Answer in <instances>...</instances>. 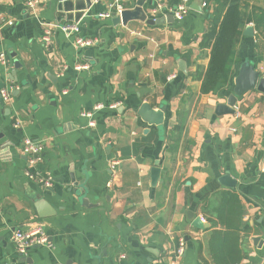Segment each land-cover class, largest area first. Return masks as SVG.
Listing matches in <instances>:
<instances>
[{
	"label": "crops",
	"instance_id": "obj_1",
	"mask_svg": "<svg viewBox=\"0 0 264 264\" xmlns=\"http://www.w3.org/2000/svg\"><path fill=\"white\" fill-rule=\"evenodd\" d=\"M110 1L92 0L80 16L62 0L34 9L0 0V14L13 21L0 30V89L10 92L7 102L0 98V264H150L172 259L180 237L185 253L177 264H264V92L249 90L234 112L216 113L241 63L264 75V0L244 1L250 20L235 45L234 73L206 94L200 85L210 48L203 39L214 0H188L180 20L160 12L159 24L125 25L98 16ZM136 1L124 0L125 9ZM180 1L143 0L142 8L152 19L156 3ZM64 22H78L80 35L95 43L78 47L49 25ZM142 103L153 112L164 106L161 126L141 118ZM97 104L89 127L80 112ZM180 117L172 153L167 136ZM25 138L42 143L35 168L50 174L49 185L25 175ZM225 173L233 187L220 181ZM196 217L202 228L192 224ZM38 226L46 243L17 255L14 230Z\"/></svg>",
	"mask_w": 264,
	"mask_h": 264
},
{
	"label": "built area",
	"instance_id": "obj_2",
	"mask_svg": "<svg viewBox=\"0 0 264 264\" xmlns=\"http://www.w3.org/2000/svg\"><path fill=\"white\" fill-rule=\"evenodd\" d=\"M46 2V0H24V3L27 8L34 9L37 5ZM188 0H181L179 4L175 7H169L164 5L161 2L156 3L151 9L150 14L153 17L152 20H156L158 17V13H162L165 15V13H171L176 20L182 19L189 11L190 7L188 5ZM202 6H206V2H202ZM125 9L124 7V0H111L109 2V9L103 12H99V17H109L113 13L115 15H120L121 12ZM13 21L2 17L0 14V30L5 25H12ZM49 25L55 26L57 29H59L63 34L67 36H73L74 37V44L78 47H88L95 43L96 40L92 38L83 37L80 35V26L78 22H64V23H51ZM51 38V29L50 26H45L43 29L42 34V41L44 45L47 47L50 43ZM4 61L3 54H0V62ZM88 66L86 64H76L75 69L76 70H82L86 69ZM9 89L6 87H3L0 89V98L3 102H7L9 100ZM101 104H97L93 107L92 110H83L80 112V115L83 117H86L88 119L87 125L89 127H92L95 125L94 119H93V113L95 110L101 108ZM43 145L39 141H34L29 138H25L23 140L21 151L27 158V168L25 170V175L28 178H36L38 182L43 184L44 186L50 184V174L44 171H40L35 168L37 162L40 159V153L42 152ZM111 168H115L118 165V161L113 160L111 161ZM262 172H264V167L261 169ZM13 245L16 250V254L19 256H22L26 254L28 249L31 246L37 245V244H44L46 243V236L42 231V228L40 226L28 228V229H16L12 233L11 236ZM185 253V240L180 237L177 240V245L175 248V253L173 255V258L167 261H153L150 264H177L179 260L183 257Z\"/></svg>",
	"mask_w": 264,
	"mask_h": 264
},
{
	"label": "trees",
	"instance_id": "obj_3",
	"mask_svg": "<svg viewBox=\"0 0 264 264\" xmlns=\"http://www.w3.org/2000/svg\"><path fill=\"white\" fill-rule=\"evenodd\" d=\"M245 0H214L215 8L209 15V28L204 35V42L210 48L209 61L205 69L200 93H217L227 84L234 73L237 62L235 45L242 35V30L250 20L243 6ZM260 23L264 27V6L260 9ZM185 119L179 122L168 132V151L176 150L183 131ZM236 199H233L235 202ZM237 227V225H236ZM218 262L219 259L217 260ZM232 259L226 264L236 263ZM223 264V263H222Z\"/></svg>",
	"mask_w": 264,
	"mask_h": 264
},
{
	"label": "water",
	"instance_id": "obj_4",
	"mask_svg": "<svg viewBox=\"0 0 264 264\" xmlns=\"http://www.w3.org/2000/svg\"><path fill=\"white\" fill-rule=\"evenodd\" d=\"M67 0H62V2ZM76 1L78 0H70L66 3H72L71 9H74L75 11H80V16L84 13L85 9L89 8L91 6L92 0H84V5L76 6ZM143 6V0H137L136 4L133 8H126L124 9L120 15L112 14V20L114 23H122L125 25L129 20H142L145 21L147 24H159L162 20L156 19H147L146 14L142 8ZM167 20H173L174 17L171 13H167L166 15ZM250 30V27H247V30ZM257 89L261 92H264V75L257 70L251 62H243L240 64L238 73L234 77V87L233 92L227 97L226 102L224 104H218L217 105V114H224V113H232L234 112V105L236 103L237 97L242 95L243 93L252 90ZM165 108L164 106H161L157 112H153L152 108L147 103H142L138 114L141 116V118L146 121L149 124H156L157 126H161L163 122V112ZM2 134H0L1 136ZM157 164V162H156ZM159 176V168L157 166H154L151 169V179L152 184L154 185L157 178ZM222 184L228 187L234 186V180L230 178V176L225 173L222 178L220 179ZM82 205H88V199L82 197L81 198ZM194 226L202 228L203 223L201 222L199 217L194 218L193 223Z\"/></svg>",
	"mask_w": 264,
	"mask_h": 264
}]
</instances>
